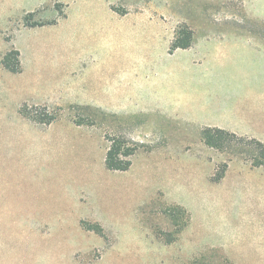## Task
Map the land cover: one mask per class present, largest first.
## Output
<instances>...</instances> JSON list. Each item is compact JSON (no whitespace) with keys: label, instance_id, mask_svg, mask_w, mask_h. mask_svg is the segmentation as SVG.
<instances>
[{"label":"rangeland","instance_id":"1","mask_svg":"<svg viewBox=\"0 0 264 264\" xmlns=\"http://www.w3.org/2000/svg\"><path fill=\"white\" fill-rule=\"evenodd\" d=\"M126 1L0 0V264H264V134L211 146L198 104L221 74L264 100V0Z\"/></svg>","mask_w":264,"mask_h":264},{"label":"crops","instance_id":"2","mask_svg":"<svg viewBox=\"0 0 264 264\" xmlns=\"http://www.w3.org/2000/svg\"><path fill=\"white\" fill-rule=\"evenodd\" d=\"M129 4L140 5L142 3L137 2V0H127L125 5ZM132 15L137 16L136 18L144 23L143 27L148 31L145 34L151 36V44H154L155 18L137 12L118 16L121 19H127ZM173 38L174 36H170L169 39L170 53L176 51H170ZM151 44H148V47ZM230 50L220 49L224 55L219 56V61L224 68L230 63ZM199 87L198 104L201 111H204L206 118L204 126L219 127L244 135L264 134V100L261 97L257 98L255 95L256 86L254 81L251 83L249 79L233 80L231 77L221 74L213 80L207 79V82L204 81L203 85L201 83Z\"/></svg>","mask_w":264,"mask_h":264},{"label":"trees","instance_id":"3","mask_svg":"<svg viewBox=\"0 0 264 264\" xmlns=\"http://www.w3.org/2000/svg\"><path fill=\"white\" fill-rule=\"evenodd\" d=\"M191 34V33H190ZM189 39L184 45H177L175 42L171 45L170 51L173 52L179 47L187 48L191 46L192 42V35L188 37ZM2 64L4 68L11 72H19L21 70V63L18 57L14 58V60L11 59V52L6 54V56L2 60ZM34 120H36V117L30 116ZM54 118H51L49 120V124L52 123ZM212 131L214 134H212ZM226 136H237L236 133H230L229 131L214 127V128H206L204 131V138L206 139L207 143L210 144L211 146H215L217 148H222L221 147V140H223V137ZM113 144L107 151V156H106V167L110 170H118V171H126L128 170L131 165H132V160L131 157L134 156L138 150V146L134 143L131 146H124L127 142H129L128 139L125 137H119V138H114ZM255 143L258 145H262V143L256 139L253 140ZM255 159V162L253 164L256 165H262L264 164L262 161H257ZM224 176V173L214 179L216 182L220 181V179Z\"/></svg>","mask_w":264,"mask_h":264}]
</instances>
